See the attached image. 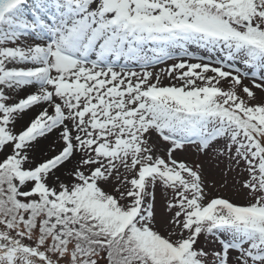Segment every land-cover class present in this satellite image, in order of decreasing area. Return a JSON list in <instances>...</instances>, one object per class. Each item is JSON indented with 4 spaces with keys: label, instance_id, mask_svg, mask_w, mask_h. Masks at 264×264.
<instances>
[{
    "label": "snow or ice",
    "instance_id": "1",
    "mask_svg": "<svg viewBox=\"0 0 264 264\" xmlns=\"http://www.w3.org/2000/svg\"><path fill=\"white\" fill-rule=\"evenodd\" d=\"M0 264H264V0H0Z\"/></svg>",
    "mask_w": 264,
    "mask_h": 264
},
{
    "label": "rangeland",
    "instance_id": "2",
    "mask_svg": "<svg viewBox=\"0 0 264 264\" xmlns=\"http://www.w3.org/2000/svg\"><path fill=\"white\" fill-rule=\"evenodd\" d=\"M175 62L177 61H168L166 62V64L158 65L155 69L152 70L154 72H158L160 68L167 67L168 65ZM162 82L164 84H168L169 80L165 77H162ZM245 83H248V81H245ZM179 158L186 159L190 163H198L201 160H206V158L204 157L198 158L191 149L187 153L181 154ZM223 167V164H221L219 167H215L213 166V164L205 162V180L207 182L208 191L210 192L211 196H223L240 204L247 203L244 193L238 190V185L234 186L231 177H229L227 184H224V179L221 174V170L223 169ZM157 200L158 210L163 212V200L160 199L159 193L157 194Z\"/></svg>",
    "mask_w": 264,
    "mask_h": 264
}]
</instances>
